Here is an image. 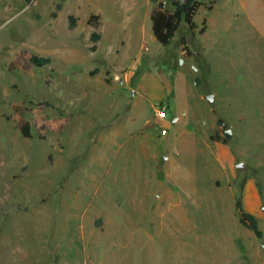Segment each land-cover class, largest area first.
<instances>
[{"label": "rangeland", "instance_id": "obj_1", "mask_svg": "<svg viewBox=\"0 0 264 264\" xmlns=\"http://www.w3.org/2000/svg\"><path fill=\"white\" fill-rule=\"evenodd\" d=\"M153 6L0 0V264H264V0L205 1L168 46Z\"/></svg>", "mask_w": 264, "mask_h": 264}, {"label": "trees", "instance_id": "obj_2", "mask_svg": "<svg viewBox=\"0 0 264 264\" xmlns=\"http://www.w3.org/2000/svg\"><path fill=\"white\" fill-rule=\"evenodd\" d=\"M208 2L211 6L215 4L218 0H185L181 2L180 0H170L169 7H167L166 2L163 0H151L153 3V8L150 13V20L152 23V33L155 40L162 46H168L175 36L180 24L184 21L188 29L193 31L196 29L194 22V17L199 11L200 7L204 5V2ZM100 17L98 15H91L89 17L88 23L94 28V31L90 35V41L93 45L90 47L91 51H96V42L101 38L100 33L97 32L100 23H98ZM75 17H69V28L73 29L76 25ZM205 23L203 22V26ZM201 33L204 32V27L200 30ZM186 39L182 38L181 43L186 45ZM187 52V47H184ZM31 62L37 66L42 67L51 63L50 57H42L38 55H32L30 57ZM95 72H99L95 69ZM153 124L152 121H148V125ZM22 131H24V126H22ZM25 133V132H24ZM236 210L238 212L240 223L253 232L255 236L261 238L263 236L262 231L259 229L258 221L256 217L245 211L241 200H237L235 203Z\"/></svg>", "mask_w": 264, "mask_h": 264}, {"label": "crops", "instance_id": "obj_3", "mask_svg": "<svg viewBox=\"0 0 264 264\" xmlns=\"http://www.w3.org/2000/svg\"><path fill=\"white\" fill-rule=\"evenodd\" d=\"M102 27V26H101ZM163 106H165V107H167V110L169 109V104H165V105H163ZM157 120H159L160 121V123L161 122H163L164 124H167V122L166 121H163V119L162 118H159V117H157ZM174 123V122H173ZM156 124V123H155ZM154 128H155V126H153V127H150V128H148V129H145L144 128V132H141V137H140V139H142V141H141V143H140V146L142 147V149H145V150H147L148 152H149V156L148 157H146V158H149L150 159V162H151V157H156L155 155H162V153L164 152V150L163 149H165V144L164 145H161L160 144V141H161V139H162V137L161 138H159L158 137V134H157V132L158 131H156V132H154ZM205 133V136L207 137V139L208 140H210V133L208 132V133H206V132H204ZM157 137H158V139H157ZM210 142H212V143H218V142H213V141H211L210 140ZM220 144V143H219ZM164 146V147H163ZM160 152V153H159ZM152 163V162H151ZM154 165L155 164H157L156 162L155 163H153ZM157 166V165H156ZM152 173H154V172H152L151 170H150V175L152 174ZM155 175H157V173H155ZM158 176V175H157ZM156 177V176H155ZM168 197H171V194H168V196H167V198ZM180 206V205H179Z\"/></svg>", "mask_w": 264, "mask_h": 264}, {"label": "water", "instance_id": "obj_4", "mask_svg": "<svg viewBox=\"0 0 264 264\" xmlns=\"http://www.w3.org/2000/svg\"><path fill=\"white\" fill-rule=\"evenodd\" d=\"M165 1V0H163ZM205 99L207 101H209L210 103H213L214 101V95L213 94H208L205 96ZM218 124L223 128V135L226 137V138H231L232 137V129L227 127V124L225 121L223 120H219L218 121ZM237 168H242L243 167V163H238L236 165Z\"/></svg>", "mask_w": 264, "mask_h": 264}, {"label": "built area", "instance_id": "obj_5", "mask_svg": "<svg viewBox=\"0 0 264 264\" xmlns=\"http://www.w3.org/2000/svg\"><path fill=\"white\" fill-rule=\"evenodd\" d=\"M166 113H167V108L164 106L159 111H157V117L165 118L166 117ZM166 132L167 131L165 129L162 130V133L166 134Z\"/></svg>", "mask_w": 264, "mask_h": 264}]
</instances>
